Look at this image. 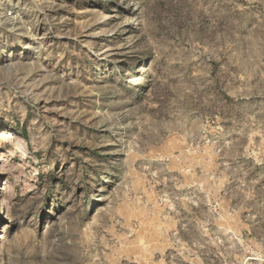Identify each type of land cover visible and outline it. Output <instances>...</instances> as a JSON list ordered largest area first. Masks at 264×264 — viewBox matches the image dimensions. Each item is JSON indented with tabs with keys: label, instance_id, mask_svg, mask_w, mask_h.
<instances>
[{
	"label": "rangeland",
	"instance_id": "obj_1",
	"mask_svg": "<svg viewBox=\"0 0 264 264\" xmlns=\"http://www.w3.org/2000/svg\"><path fill=\"white\" fill-rule=\"evenodd\" d=\"M0 264H264V0H0Z\"/></svg>",
	"mask_w": 264,
	"mask_h": 264
},
{
	"label": "bare ground",
	"instance_id": "obj_2",
	"mask_svg": "<svg viewBox=\"0 0 264 264\" xmlns=\"http://www.w3.org/2000/svg\"><path fill=\"white\" fill-rule=\"evenodd\" d=\"M5 133V132H4ZM6 135H8L9 137L11 136V137H14L15 135L14 134H12V133H5Z\"/></svg>",
	"mask_w": 264,
	"mask_h": 264
}]
</instances>
